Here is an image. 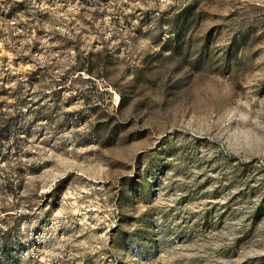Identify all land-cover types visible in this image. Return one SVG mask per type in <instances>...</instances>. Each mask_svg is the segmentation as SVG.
I'll return each mask as SVG.
<instances>
[{"label": "rangeland", "instance_id": "rangeland-1", "mask_svg": "<svg viewBox=\"0 0 264 264\" xmlns=\"http://www.w3.org/2000/svg\"><path fill=\"white\" fill-rule=\"evenodd\" d=\"M233 108L264 0H0V264H264Z\"/></svg>", "mask_w": 264, "mask_h": 264}, {"label": "clouds", "instance_id": "clouds-1", "mask_svg": "<svg viewBox=\"0 0 264 264\" xmlns=\"http://www.w3.org/2000/svg\"><path fill=\"white\" fill-rule=\"evenodd\" d=\"M229 116V122L236 126L224 137L223 150L247 159L264 160V112L241 115L233 108Z\"/></svg>", "mask_w": 264, "mask_h": 264}, {"label": "trees", "instance_id": "trees-1", "mask_svg": "<svg viewBox=\"0 0 264 264\" xmlns=\"http://www.w3.org/2000/svg\"><path fill=\"white\" fill-rule=\"evenodd\" d=\"M86 70H88V69H86Z\"/></svg>", "mask_w": 264, "mask_h": 264}]
</instances>
